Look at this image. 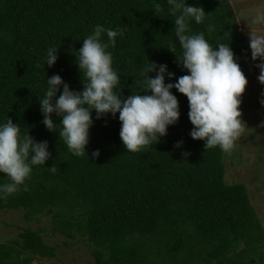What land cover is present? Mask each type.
I'll return each mask as SVG.
<instances>
[{
  "label": "trees",
  "instance_id": "1",
  "mask_svg": "<svg viewBox=\"0 0 264 264\" xmlns=\"http://www.w3.org/2000/svg\"><path fill=\"white\" fill-rule=\"evenodd\" d=\"M159 2L161 12L152 0H0V122L11 118L23 133L47 140L51 152L45 165L33 166L29 190L0 199V210H23L27 221L48 217L53 234L63 235L67 245L86 241L95 264H264V224L249 189L227 182L225 151L190 136L189 102L177 89L171 91L179 100L178 121L140 152L123 144L119 113L97 119L93 110L84 156L73 155L59 131L42 123L39 97L48 77L59 74L71 89L82 90L75 54L96 24L125 29L109 48L122 97L142 90L136 82L147 59L175 73L165 75L166 83L187 74L177 61L175 17L166 0ZM187 3L207 12L202 24L192 22L193 31H204L214 46L230 43L244 72L247 37L231 1ZM209 24L215 25L211 33ZM173 42L177 54L168 46ZM50 46L58 47L51 67L45 63ZM7 182L0 173V183ZM56 251L44 229L27 227L17 239L0 242V264H35Z\"/></svg>",
  "mask_w": 264,
  "mask_h": 264
},
{
  "label": "clouds",
  "instance_id": "2",
  "mask_svg": "<svg viewBox=\"0 0 264 264\" xmlns=\"http://www.w3.org/2000/svg\"><path fill=\"white\" fill-rule=\"evenodd\" d=\"M166 3L168 13L175 17L173 30L180 54L175 51V42L168 46L177 54L178 63L187 69V74L175 82H165L166 74L169 78L175 76L167 64L147 59L140 71L143 79L136 85L142 90H150V94H140L141 90L122 97L119 94L121 73L113 66L109 48L116 45L118 36L123 37L125 29L106 28L102 24L94 26L75 54L83 75L82 90L71 89L59 74L47 78V88L39 97L42 123L49 131H59V137L73 155L87 153L89 130L94 123L93 110L97 119L108 113L113 117L119 113V134L127 151L140 152L156 144L181 114L179 100L171 91L173 88L186 95L188 116L194 126L190 136L204 140L205 148L218 146L229 152L246 132L248 125L242 119L240 105L248 80L230 43L214 46L204 31H193V21L202 24L206 19L207 12L202 6L190 5L187 0H166ZM152 7L155 12L163 11L159 0H152ZM247 23L251 29V58L261 61L256 67L260 69L258 80L264 84V8H258ZM253 26L261 30H253ZM214 28L215 25L209 24L207 31L211 33ZM57 50V46L47 49L45 63L49 67L58 59ZM153 72L155 76H150ZM61 85L63 89L57 97ZM54 113L62 117L59 122L54 120ZM181 144L182 141L177 142L176 146ZM92 155L98 157L100 150H94ZM50 157L47 140L37 141L28 132L23 133L21 125L9 117L6 122H0V173L9 178V182L0 183V199L20 191L21 187L28 191L26 180L30 179L33 166L45 165Z\"/></svg>",
  "mask_w": 264,
  "mask_h": 264
},
{
  "label": "rangeland",
  "instance_id": "3",
  "mask_svg": "<svg viewBox=\"0 0 264 264\" xmlns=\"http://www.w3.org/2000/svg\"><path fill=\"white\" fill-rule=\"evenodd\" d=\"M238 19L239 26L246 34L248 65L244 74L248 80L241 96L242 119L248 127L236 141L235 147L225 152L226 180L228 183H245L250 199L264 224V84L258 80L261 61H253L249 46L247 19L258 8H264V0H230ZM253 30L257 29L253 26ZM50 219L46 216L27 221L23 210H0V242L17 239L24 228L44 229L46 242L57 248L55 256L37 257L35 264H95L86 241L76 240L66 244L63 235L53 234Z\"/></svg>",
  "mask_w": 264,
  "mask_h": 264
}]
</instances>
